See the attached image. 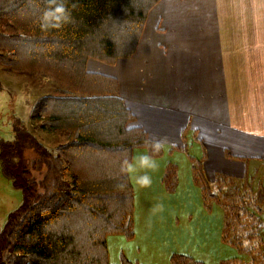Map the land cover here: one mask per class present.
<instances>
[{
  "label": "trees",
  "instance_id": "1",
  "mask_svg": "<svg viewBox=\"0 0 264 264\" xmlns=\"http://www.w3.org/2000/svg\"><path fill=\"white\" fill-rule=\"evenodd\" d=\"M160 1L63 0L69 18L57 21L50 13L60 0H0V65L13 73L48 75L59 85L35 101L28 118L65 138L48 152L22 126L14 144H0L2 173L22 192L20 206L0 228V264H109L106 236L132 238L131 152L144 147L159 157L162 147L128 126L134 116L116 80L88 73L85 66L88 60L111 65L130 58ZM29 137L38 155L30 170L11 160L22 149L21 138ZM193 173L204 200L217 199L233 224L236 214L259 209L248 185L212 191L199 165ZM220 192L236 201L222 202ZM170 263L200 264L175 255ZM120 264L131 263L121 258Z\"/></svg>",
  "mask_w": 264,
  "mask_h": 264
},
{
  "label": "crops",
  "instance_id": "2",
  "mask_svg": "<svg viewBox=\"0 0 264 264\" xmlns=\"http://www.w3.org/2000/svg\"><path fill=\"white\" fill-rule=\"evenodd\" d=\"M85 68L116 80L134 116L128 126L162 147L159 157L144 147L132 150L127 174L133 197L137 192L139 201L161 200L169 184L182 179L204 209L193 173L199 165L212 191L251 187L264 218V0H161L149 11L130 58L111 65L88 60ZM188 146L195 152L188 153ZM177 154L184 157L181 166L171 159ZM212 201L209 213L219 218L220 204ZM157 229L147 227L146 233ZM221 229L205 226L189 241L215 234L222 240Z\"/></svg>",
  "mask_w": 264,
  "mask_h": 264
},
{
  "label": "rangeland",
  "instance_id": "3",
  "mask_svg": "<svg viewBox=\"0 0 264 264\" xmlns=\"http://www.w3.org/2000/svg\"><path fill=\"white\" fill-rule=\"evenodd\" d=\"M2 31L0 23V32ZM57 88L59 89V85L57 86L48 75L13 73L0 65V144L3 142L14 144L16 128L21 131L22 126H25L26 133L31 134V138L48 152L54 151L55 147L63 144L65 142L63 134L58 131L42 130L38 121L28 118L29 110L35 101L49 95ZM29 141L30 137L27 141L21 138V151L11 155L15 165L28 170L38 160V155ZM187 151L190 154L194 153L195 148L188 146ZM183 158V155L177 154L171 159L178 161L181 166ZM182 173L183 167L180 169V175ZM32 176L36 179L40 178L38 172H33ZM177 183H170L162 199L154 202L139 201L137 195L139 193L136 192V197H132L135 199L133 209L136 210L135 229L132 231L134 238L128 239L123 234L106 236L109 264H120L121 257L130 260L132 264H171L170 258L173 255L188 257L200 264H264V218L258 210L254 213L249 207L245 215L236 214L235 225L232 223V218L228 217L225 208L219 205L222 209L220 217L224 218V223L221 224L220 217L217 218L214 214L211 216L212 214L209 213L211 205L214 204L212 200L203 199L204 209H199L200 202L191 198L194 190L191 187L187 188L182 179ZM231 189L232 187H229L228 190ZM185 192L186 200H179L180 195ZM217 195L223 197L221 201H225L226 204L236 201L227 193L220 192ZM21 202V189L13 187L3 175L0 160V228L3 227L8 215L15 211ZM185 205H189V209L185 208ZM251 210L254 214L249 213ZM187 211L189 213L185 214ZM170 218L176 221L171 219L168 223ZM132 220H134L133 216ZM218 225L223 231L222 240L215 234L213 240L211 238L203 242L189 241L190 237L199 235V230L203 231L205 226L218 227ZM172 226L173 229H170L169 227ZM147 227L160 229L148 234ZM243 232L248 233L249 237L247 238ZM3 255H6V252Z\"/></svg>",
  "mask_w": 264,
  "mask_h": 264
},
{
  "label": "clouds",
  "instance_id": "4",
  "mask_svg": "<svg viewBox=\"0 0 264 264\" xmlns=\"http://www.w3.org/2000/svg\"><path fill=\"white\" fill-rule=\"evenodd\" d=\"M50 15H52L57 21H60V20L67 21L68 20L69 14L67 13V11L64 7L63 0H60V2L57 3L56 7L51 10ZM55 26L59 27L60 24L56 23ZM154 147H158V145H156ZM143 159H147V157H144ZM148 182H149V178L144 177L143 183H148Z\"/></svg>",
  "mask_w": 264,
  "mask_h": 264
}]
</instances>
